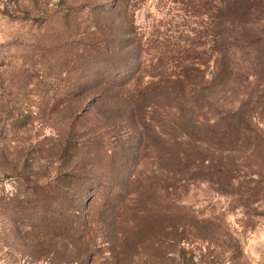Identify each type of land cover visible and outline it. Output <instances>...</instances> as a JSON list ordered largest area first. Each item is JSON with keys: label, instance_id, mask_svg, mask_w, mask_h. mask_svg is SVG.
<instances>
[{"label": "rangeland", "instance_id": "1", "mask_svg": "<svg viewBox=\"0 0 264 264\" xmlns=\"http://www.w3.org/2000/svg\"><path fill=\"white\" fill-rule=\"evenodd\" d=\"M0 264H264V0H0Z\"/></svg>", "mask_w": 264, "mask_h": 264}]
</instances>
